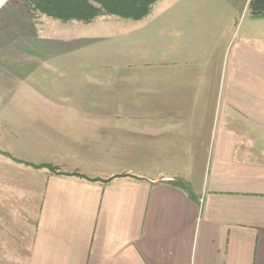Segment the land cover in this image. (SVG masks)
<instances>
[{"label": "crops", "instance_id": "1", "mask_svg": "<svg viewBox=\"0 0 264 264\" xmlns=\"http://www.w3.org/2000/svg\"><path fill=\"white\" fill-rule=\"evenodd\" d=\"M249 3L160 0L132 21L146 22L145 39L117 31V58L91 67H116L104 98L132 99L148 127H71L64 144L42 127L60 150L35 165L61 173L35 175L31 215L6 203L24 187L0 189V264H264V18ZM196 147L202 181L178 160L198 162Z\"/></svg>", "mask_w": 264, "mask_h": 264}, {"label": "rangeland", "instance_id": "2", "mask_svg": "<svg viewBox=\"0 0 264 264\" xmlns=\"http://www.w3.org/2000/svg\"><path fill=\"white\" fill-rule=\"evenodd\" d=\"M68 14L63 12L60 16L67 17ZM103 18L101 24L91 25L53 18L45 13L32 22L26 20L18 0L14 3L8 0L0 8V189L24 187L21 193L12 194L10 202L6 201L10 204V215L18 209L28 215L35 213L33 188L39 171L36 166H40L35 163L42 160L39 155L55 147L43 140L40 134L42 127L54 128L63 138L59 143L64 144L71 135V127H92L85 130L93 131L94 127L149 125L146 116L139 115L141 120L137 122V116L130 114L132 99L125 98L119 103L118 99L104 98L105 88H117V81H113L116 67H95L117 58L118 44L114 39L117 31L138 26L142 40L147 31L146 22L139 24L116 17ZM100 34L105 35L106 41L100 40L105 44L99 42L96 45L97 40L86 41ZM139 47V55H135L133 61L137 64L135 72L140 71L142 75L146 71L143 66L147 63V45L141 42ZM94 63L95 68L91 67ZM114 96L113 92L110 98ZM142 100L143 97L139 103L145 102ZM111 109L119 114H103L111 112ZM78 112L82 114L77 116L75 113ZM78 130L81 129L75 128ZM59 150L60 145L52 151ZM194 150H201L198 162L190 163L185 153L178 160L182 169L193 167V179L202 181L201 167H205L206 147ZM89 166L98 167L99 164ZM0 203H4L3 192H0Z\"/></svg>", "mask_w": 264, "mask_h": 264}, {"label": "trees", "instance_id": "3", "mask_svg": "<svg viewBox=\"0 0 264 264\" xmlns=\"http://www.w3.org/2000/svg\"><path fill=\"white\" fill-rule=\"evenodd\" d=\"M17 0H12V3ZM22 4L26 20L35 21L47 13L50 17L65 21L92 24L103 17H116L128 21H142L149 16L160 0H18ZM63 12L69 13L61 17ZM249 15L254 19L264 18V0H250ZM35 167V166H34ZM57 174L60 170L51 165L36 166ZM61 173V172H60ZM59 174V173H58ZM62 175V174H61ZM78 176L80 175H71Z\"/></svg>", "mask_w": 264, "mask_h": 264}, {"label": "bare ground", "instance_id": "4", "mask_svg": "<svg viewBox=\"0 0 264 264\" xmlns=\"http://www.w3.org/2000/svg\"><path fill=\"white\" fill-rule=\"evenodd\" d=\"M8 0H0V7L5 3L7 2Z\"/></svg>", "mask_w": 264, "mask_h": 264}, {"label": "water", "instance_id": "5", "mask_svg": "<svg viewBox=\"0 0 264 264\" xmlns=\"http://www.w3.org/2000/svg\"><path fill=\"white\" fill-rule=\"evenodd\" d=\"M5 3H6V2H5ZM5 3H4V4H5ZM4 4H3V5H4ZM3 5H2V6H3ZM2 6H1V7H2ZM1 7H0V8H1Z\"/></svg>", "mask_w": 264, "mask_h": 264}]
</instances>
